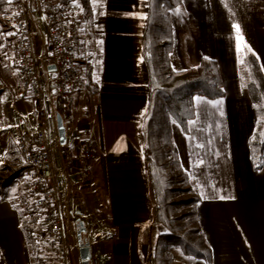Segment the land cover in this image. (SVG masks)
Here are the masks:
<instances>
[{"label":"crops","instance_id":"1","mask_svg":"<svg viewBox=\"0 0 264 264\" xmlns=\"http://www.w3.org/2000/svg\"><path fill=\"white\" fill-rule=\"evenodd\" d=\"M25 2L34 49L40 54L47 50L43 16L37 0ZM95 3L99 6L93 13L91 0L82 30L79 64L85 68L83 88L71 97L58 98L56 74H49L50 64L40 68L42 96L51 98L55 119L60 103L68 109L63 119L65 159L75 161L79 140L85 134L93 142L89 175L82 178L59 171L66 180L61 199L65 207V202L79 198L91 215L89 226L79 221L93 234L87 239L91 259L97 257L102 264H145L149 248L166 232L156 218L143 154V123L150 101L143 60L148 0ZM71 5L79 7L76 2ZM169 13L172 69L183 71L203 58L211 59L217 64L224 89V96L218 99L194 97L195 116L187 133L172 124V140L199 197L197 218L211 250L209 262L187 257L188 263L264 264V153L262 166L256 169L250 147L263 122L248 93L251 79L246 64L253 53L264 73V0H180ZM9 32L8 26L0 27V170H12L0 183L24 163L16 144L19 122L42 126L49 137L47 119L39 108L41 100L20 89L11 48L8 50ZM208 149H214L211 156ZM21 183L28 185L25 179ZM20 193L26 200L29 225L27 197L31 193L24 189ZM37 240L45 264L75 263L68 236L66 251L59 254L62 260L49 253L44 241ZM0 264H33L20 211L4 194L0 197Z\"/></svg>","mask_w":264,"mask_h":264},{"label":"trees","instance_id":"2","mask_svg":"<svg viewBox=\"0 0 264 264\" xmlns=\"http://www.w3.org/2000/svg\"><path fill=\"white\" fill-rule=\"evenodd\" d=\"M52 1L74 3V0ZM75 2L85 15H89L91 0ZM179 4L180 0H148L143 36V60L150 92L149 108L143 123V154L157 208L156 218L166 229L149 248L145 264H183L176 261L171 249L178 250L186 257L206 262L211 260V250L197 218L196 204L199 197L191 186L190 175L181 165L172 140V124L176 123L182 133H187L189 121L195 116L194 97L218 99L224 96V89L217 64L211 59L203 58L197 66L183 71L172 69L170 53L173 35L169 12ZM10 8L7 0H0V18ZM246 64L251 75L247 84L248 93L255 106L256 116L262 120L264 128V73L253 53L248 55ZM86 74L88 75V70ZM59 105L56 113L63 120L68 109L62 103ZM250 147L253 166L259 169L262 166L264 143L251 141ZM26 168L22 164L15 173L0 183V195L4 194L20 211L33 264H45L39 243L33 234V226L27 225L25 220L26 200L20 193V183L24 179Z\"/></svg>","mask_w":264,"mask_h":264},{"label":"built area","instance_id":"3","mask_svg":"<svg viewBox=\"0 0 264 264\" xmlns=\"http://www.w3.org/2000/svg\"><path fill=\"white\" fill-rule=\"evenodd\" d=\"M37 2L47 35L45 52L38 54L34 49L30 11L25 0H13L6 15V24L10 32L14 33L10 35V58L20 89L41 100L42 112L48 122L49 137L42 126L30 127L21 121L16 127V144L27 166L24 177L33 197V208L38 215V222H29L35 228L33 234L51 248L64 249L67 228L61 194L66 180L59 171L64 170L82 178L89 175L92 171L93 142L90 135L85 134L79 140L80 150L75 161L65 159L50 99L42 96L40 68L46 64H54L56 92L59 95L71 97L83 88L85 68L79 64V53L86 15L80 6L54 3L52 0ZM16 12L19 15L13 16ZM90 261L91 264H96L95 259Z\"/></svg>","mask_w":264,"mask_h":264},{"label":"rangeland","instance_id":"4","mask_svg":"<svg viewBox=\"0 0 264 264\" xmlns=\"http://www.w3.org/2000/svg\"><path fill=\"white\" fill-rule=\"evenodd\" d=\"M7 13L4 14L3 16H1V18H0V27L1 28L5 27V26L7 27V24H6L7 23V20H6L7 19L6 18ZM10 48H11V45H8V50H10ZM3 71H5V70H3ZM247 71L249 72V69H247ZM54 73H56V72L55 71L49 72V74H54ZM249 76L251 79L250 74H249ZM49 99H50V105H51V108L53 111V102H52L51 98H49ZM30 102H32V101H30ZM33 102H35L36 107L39 105L37 103V99H34ZM33 102H32V106H34ZM39 108H40V110H42L41 103H40ZM18 114H19V112H18ZM23 115H27V113L24 112ZM25 117H27V116H25ZM42 124L46 125L45 119H42ZM173 126H174V128L178 127L176 124ZM223 136H225V134H223ZM197 140H198V137L197 136L194 137V141L197 142ZM252 141H259V142L264 143V128L263 127H261V129L256 132V134L252 138ZM221 150H222L223 154L228 153L226 148H223ZM208 151H209L208 156H211V154H212L211 152L214 151V149H208ZM11 170H12L11 168L4 169V170L1 169L0 170V178H5V177L9 176V174L11 173L10 172ZM235 170L238 173L240 170V165H238V167L235 168ZM12 173H15V171H13ZM20 185H21V189H24L26 194L30 193V189L28 188V185L26 183H20ZM27 199H28L29 204H30V208L28 210L30 212V214L27 217V219L29 221H33L34 223H36V222H38V218H37L38 215L35 213V209L33 208V197H32V195L29 194ZM80 202H81L80 199L77 198L75 200V202H73V203L72 202H65V204H64L65 205V207H64V210H65L64 211V218H65V222H66L67 236H68V240H69L68 242L71 245V247H73V250L75 253V263L74 264H81V260H80V256H79V247H78L77 236H76V233H77L76 224L78 221H82V222H84V224L89 226V223L91 221V215L89 214L87 209ZM38 227H40V226L38 225ZM33 229H35L34 226H33ZM36 229L40 230L41 228H36ZM92 235L90 234V232L88 230H87V232H85V236L87 237V239L93 238ZM37 238H39L40 241H43L40 237H36V239ZM66 240H67V238H66ZM44 243L46 244V242H44ZM46 246L51 251L49 253H51L55 257H58L59 254L65 253V251H66L65 248L64 249H56V248H51L48 245H46ZM59 250H61V252H57ZM171 250H172V253H173L176 261L181 262L183 264L188 263L187 257L182 255L178 250H176V249H171ZM59 258H60V256H59ZM62 259H63V257L60 258V260H62ZM96 260L98 261V264H102V262L99 260V258L96 257Z\"/></svg>","mask_w":264,"mask_h":264},{"label":"water","instance_id":"5","mask_svg":"<svg viewBox=\"0 0 264 264\" xmlns=\"http://www.w3.org/2000/svg\"><path fill=\"white\" fill-rule=\"evenodd\" d=\"M47 69L50 72H54L56 68L54 64H50L48 65ZM56 125H57V132H58L60 144L65 145L66 130H65L63 120L59 114H56ZM80 224H81V227L77 229V233H76L78 247H79V256H80L81 264H90V260H91L90 245H89L88 240L81 241L82 235L86 232V229L83 223H80Z\"/></svg>","mask_w":264,"mask_h":264},{"label":"snow or ice","instance_id":"6","mask_svg":"<svg viewBox=\"0 0 264 264\" xmlns=\"http://www.w3.org/2000/svg\"><path fill=\"white\" fill-rule=\"evenodd\" d=\"M74 2H75V0H74ZM92 2H93L92 11H93V13H95V12H96V9H97V7H98L99 5H97V4L95 3V0H92ZM7 3H8L9 5H11V4L13 3V0H7ZM18 15H19L18 12L13 13V16H18ZM13 27H15V25H14ZM234 27H236L237 32H239V28H238V26H234ZM7 35H14V33L9 32V33H7ZM201 195H202V197H203V194H201ZM221 198H223V197H221Z\"/></svg>","mask_w":264,"mask_h":264},{"label":"flooded vegetation","instance_id":"7","mask_svg":"<svg viewBox=\"0 0 264 264\" xmlns=\"http://www.w3.org/2000/svg\"><path fill=\"white\" fill-rule=\"evenodd\" d=\"M81 222H77V224H76V228L78 229V228H80L81 227V224H80ZM87 240V237L85 236V233L82 235V240L81 241H86ZM78 243V242H77Z\"/></svg>","mask_w":264,"mask_h":264}]
</instances>
